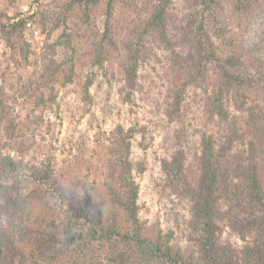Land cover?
<instances>
[{"label": "rangeland", "instance_id": "rangeland-1", "mask_svg": "<svg viewBox=\"0 0 264 264\" xmlns=\"http://www.w3.org/2000/svg\"><path fill=\"white\" fill-rule=\"evenodd\" d=\"M69 1L41 0L44 13L34 14L25 29V41L33 52L27 63L22 62L21 51L15 53L0 37V86L4 88L0 98L5 105L0 106V118L4 114L0 121V145L12 146L14 152L6 153L17 156L24 164L41 167L49 159L53 177L71 206L82 210L84 217L100 221L118 215L119 227L129 224L114 207L109 190L117 187L121 162L127 160L129 174L138 185V218L143 233L152 238L159 231L169 236L166 239L187 258L197 259L199 246L187 228L188 202L177 198L161 169L162 161L178 149L192 162L200 134L210 128L203 101L215 81L211 74H205L210 85L189 82L199 57L193 47L197 0H171L166 6L164 31L169 46L157 33L144 31L147 11L156 4L154 0H115L110 21L117 50H110L101 65L92 64L91 58L105 28L106 0H101L88 15L82 7L66 13L70 47L64 43L66 36H62L63 46L54 55L49 53L48 46L52 47L61 34L62 25L51 38L47 37L52 25L48 15L60 14L61 7ZM31 2L0 0V25H8L25 14L31 16L36 10L34 5L30 7ZM233 4V0L223 2V9L217 11L218 26L207 22L209 34L222 49L229 48L232 38L254 45L264 30V0H258L252 17L236 12ZM133 39H140L143 45L136 89L128 100L124 89V48ZM71 56L76 73L71 83L49 76L52 60L59 64ZM88 78L92 84L86 99L83 90ZM178 99L181 102L176 105ZM119 127L126 134L124 143L117 145ZM129 129L134 130L133 135L127 132ZM225 177L232 178L229 165ZM47 196L40 191L32 195L29 209L22 205L18 210L10 208L7 216L11 219L6 216L3 227L6 234L13 235L15 243L7 264H13L16 255L29 248L28 242L35 243L40 236L34 232L35 237L28 242L18 241L23 228H12L10 220L18 224L27 220L35 231L50 230L57 212H52ZM16 197L12 193L5 202ZM221 208L223 216L217 221V246L223 257L220 264H262L264 238L257 241L249 229L242 227L231 205L224 202ZM253 244L259 246L262 258L256 259V254L248 252L247 246ZM103 254L99 247L81 259L85 260L83 264H111L107 259L102 261Z\"/></svg>", "mask_w": 264, "mask_h": 264}, {"label": "trees", "instance_id": "trees-1", "mask_svg": "<svg viewBox=\"0 0 264 264\" xmlns=\"http://www.w3.org/2000/svg\"><path fill=\"white\" fill-rule=\"evenodd\" d=\"M9 1L13 3L15 0ZM114 1H105V28L94 47L95 52L91 58L94 65L103 64L110 50H117L110 21ZM224 1L196 2V45L193 47L197 48L199 57L190 72L189 82L196 86L205 82L210 85L206 79L207 74H211L215 81L203 101V113L210 128L200 134L192 162H188L184 151L178 149L168 159H164L161 165L168 186L177 198H185L188 202L187 228L199 246L197 259L187 258L167 240L169 236L159 231L152 238L143 233L138 218V185L129 174L130 164L127 160L121 162L123 167L117 179V187L109 190L114 207L123 213V218L129 224L128 227H119L118 215L112 214L101 221L84 217L82 210L67 201L65 193L53 177L54 170L49 159L41 167L24 164L17 156L10 154L14 149L6 143L0 145V264H7L15 243L13 235L6 234L3 227L10 208L18 210L22 205L29 209L32 195L40 191L45 196L48 194L47 199L52 202L54 209L52 212L57 213L53 215L50 230L46 231L33 230L27 220L20 224L10 220L12 228H23L18 234V241L28 242L31 237H35L34 232L40 235L35 238V243L28 242L29 248L17 254L13 264H83L85 260L81 257L99 247L104 250L102 261L107 259L111 264H220L223 257L217 246L220 232L217 221L223 216L221 206L224 202L231 205L242 227L249 229L257 241L264 238V30L254 45H246L232 38L228 43L229 48L223 46L228 51L222 49L209 34L207 22L211 21L218 26L217 11L223 9ZM233 1L234 10L243 13L245 17H252L258 6V0ZM100 3L101 0H70L61 7L60 14L48 15L52 25L47 37L51 38L62 25L61 34L55 38L52 47L48 46L49 53L54 55L56 49L63 46L62 36H66L64 43L70 47L66 13L75 7H82L88 15ZM153 3L156 4L147 11L144 31L157 33L166 41L164 45L169 46L170 41L164 30L166 6L171 0H154ZM30 4V7L34 5V10H37L31 16L25 14L8 25H0V37L15 53L21 51L22 62L25 63L33 53L24 38L26 25L32 21L34 14L44 13L41 0H32ZM126 43L124 49L127 58L123 73L124 89L129 100L136 89L138 61L143 44L140 39ZM70 49L74 52L73 47ZM50 69L49 76L53 79L62 78L63 83H71L76 78L72 56L59 64L52 60ZM86 83L83 92L87 99L92 80L88 78ZM3 91L4 88L0 86V96ZM207 92L205 88L204 93ZM180 102L178 99L176 105ZM0 106H5L1 98ZM3 118L4 114L0 121ZM127 132L134 134L133 129ZM125 134L123 128L117 129V145L124 143ZM125 145L128 151L129 144ZM6 150L10 153H6ZM228 165L231 179L225 177ZM12 193L17 195L16 199L6 203L5 198L9 197L10 200ZM254 244L247 246L248 252L253 256L256 254V259L262 258V251Z\"/></svg>", "mask_w": 264, "mask_h": 264}]
</instances>
